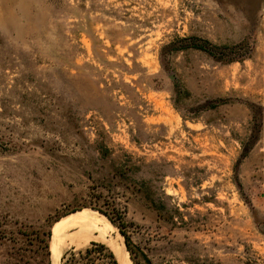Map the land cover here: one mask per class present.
Returning <instances> with one entry per match:
<instances>
[{
	"label": "rangeland",
	"instance_id": "rangeland-1",
	"mask_svg": "<svg viewBox=\"0 0 264 264\" xmlns=\"http://www.w3.org/2000/svg\"><path fill=\"white\" fill-rule=\"evenodd\" d=\"M48 232L54 264H264V0H0V264Z\"/></svg>",
	"mask_w": 264,
	"mask_h": 264
},
{
	"label": "trees",
	"instance_id": "trees-1",
	"mask_svg": "<svg viewBox=\"0 0 264 264\" xmlns=\"http://www.w3.org/2000/svg\"><path fill=\"white\" fill-rule=\"evenodd\" d=\"M244 47V45L240 46ZM187 49H193L198 50L201 52L206 53L207 55L211 56L214 59L217 60H223V61H232L235 57H246L249 52L251 51V48L247 46L244 52H241L239 54L233 53V48H229L227 46H217L210 41L199 38L196 36H189V37H182V38H176L173 42L169 43L168 45L164 46L163 50H166L167 52H176V51H183ZM234 55V57H232ZM177 96H180V91H175ZM217 103L214 106L221 104ZM246 154L243 155V157ZM109 221L116 227L119 228L121 235L124 237V241L126 246L129 248L130 241L127 237V235L124 232V224L122 221H115L112 217H110L105 212H102ZM50 233H47L46 238H41L39 242V247L41 249V254L47 258H49V239H50ZM54 236V235H53ZM48 264H50V260L48 261ZM60 264H119L115 254L113 251L104 243L101 242H92L84 249H79L77 251H68L64 253L60 259Z\"/></svg>",
	"mask_w": 264,
	"mask_h": 264
},
{
	"label": "bare ground",
	"instance_id": "bare-ground-1",
	"mask_svg": "<svg viewBox=\"0 0 264 264\" xmlns=\"http://www.w3.org/2000/svg\"><path fill=\"white\" fill-rule=\"evenodd\" d=\"M55 241H56V244H57V246H56V252L53 249V247H52V252L54 254V260H57L58 255H59L58 238H56ZM114 254H115V257H116V259H117V261H118L119 264H122V263L129 264V261L127 259L126 251L124 250V246L122 248H120V247L115 248L114 249Z\"/></svg>",
	"mask_w": 264,
	"mask_h": 264
},
{
	"label": "water",
	"instance_id": "water-1",
	"mask_svg": "<svg viewBox=\"0 0 264 264\" xmlns=\"http://www.w3.org/2000/svg\"><path fill=\"white\" fill-rule=\"evenodd\" d=\"M56 246H57L56 241H54L52 239V235H51L50 240H49V260H50V264H54V254L52 252V247H53V249L56 252ZM122 264H124V263H122Z\"/></svg>",
	"mask_w": 264,
	"mask_h": 264
}]
</instances>
